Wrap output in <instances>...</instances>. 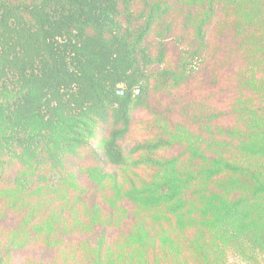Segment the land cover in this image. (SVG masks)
Instances as JSON below:
<instances>
[{
	"label": "trees",
	"instance_id": "1",
	"mask_svg": "<svg viewBox=\"0 0 264 264\" xmlns=\"http://www.w3.org/2000/svg\"><path fill=\"white\" fill-rule=\"evenodd\" d=\"M263 261L264 0H0V264Z\"/></svg>",
	"mask_w": 264,
	"mask_h": 264
},
{
	"label": "built area",
	"instance_id": "2",
	"mask_svg": "<svg viewBox=\"0 0 264 264\" xmlns=\"http://www.w3.org/2000/svg\"><path fill=\"white\" fill-rule=\"evenodd\" d=\"M119 90L117 91L118 94H122L121 86H119Z\"/></svg>",
	"mask_w": 264,
	"mask_h": 264
},
{
	"label": "rangeland",
	"instance_id": "3",
	"mask_svg": "<svg viewBox=\"0 0 264 264\" xmlns=\"http://www.w3.org/2000/svg\"><path fill=\"white\" fill-rule=\"evenodd\" d=\"M263 264H264V261H263Z\"/></svg>",
	"mask_w": 264,
	"mask_h": 264
}]
</instances>
